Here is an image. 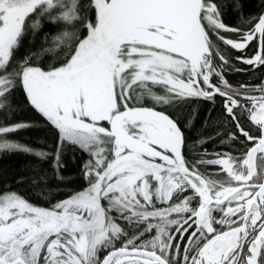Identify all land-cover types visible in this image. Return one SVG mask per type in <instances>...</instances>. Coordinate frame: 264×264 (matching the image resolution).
<instances>
[{"label":"snow or ice","instance_id":"snow-or-ice-1","mask_svg":"<svg viewBox=\"0 0 264 264\" xmlns=\"http://www.w3.org/2000/svg\"><path fill=\"white\" fill-rule=\"evenodd\" d=\"M89 7L0 0V110L23 91L58 132L57 171L65 145L88 155L86 186L47 207L0 189V264H264V82L231 84L216 43L264 66V14L231 28L214 0ZM45 22L65 25L44 48L54 63H38L43 53L17 58ZM174 98H219L233 149L190 145L179 120L155 107ZM26 127L0 123V152L47 158L8 138Z\"/></svg>","mask_w":264,"mask_h":264},{"label":"trees","instance_id":"trees-1","mask_svg":"<svg viewBox=\"0 0 264 264\" xmlns=\"http://www.w3.org/2000/svg\"><path fill=\"white\" fill-rule=\"evenodd\" d=\"M214 2L221 8V19L231 28H247L248 25L244 21L264 14V0H214ZM80 4L83 5V13H90L89 0H80ZM237 4L239 8L236 7ZM66 27L69 31L77 33L80 31L79 26L75 29L71 25ZM64 30L63 24L57 27L45 22L35 35L27 37L17 58L30 52L43 53L38 63L42 62L45 67L54 63L55 54L44 52V48L51 47L52 37ZM222 35L231 39L236 38V34L232 32H224ZM216 43L229 59L230 64L225 68V76L231 84L239 86L242 82L250 84L264 82V66L254 68L243 64L236 59L242 55L240 52L224 45L222 41L216 40ZM255 51L253 42L243 54L251 56ZM155 91L159 95H166L162 89ZM9 104L10 111L0 110V123H25L29 127L20 129L8 138L34 150L44 151L49 156L40 158L23 152H0V189L10 188L34 204L47 207L51 203L67 198L71 191L85 187L83 167L88 161V155L76 146L65 145L61 153L62 166L57 171L54 156L59 142L58 132L31 107L22 90L10 98ZM153 104L152 101L148 102V106ZM155 107L179 120L190 145L206 149L209 153L233 149L231 142L228 141L233 126L224 119L219 98L215 105L202 99L174 98L169 104H156ZM200 140L205 143L200 145L198 143Z\"/></svg>","mask_w":264,"mask_h":264}]
</instances>
